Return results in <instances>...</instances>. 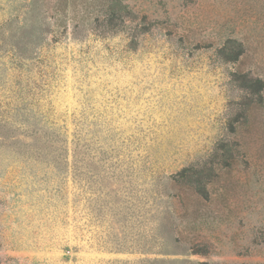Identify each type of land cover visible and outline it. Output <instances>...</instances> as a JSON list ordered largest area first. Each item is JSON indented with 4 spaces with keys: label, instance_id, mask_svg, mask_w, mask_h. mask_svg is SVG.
Wrapping results in <instances>:
<instances>
[{
    "label": "rangeland",
    "instance_id": "374dc122",
    "mask_svg": "<svg viewBox=\"0 0 264 264\" xmlns=\"http://www.w3.org/2000/svg\"><path fill=\"white\" fill-rule=\"evenodd\" d=\"M245 74L264 0H0V264H264ZM225 147L207 197L180 180Z\"/></svg>",
    "mask_w": 264,
    "mask_h": 264
},
{
    "label": "trees",
    "instance_id": "16d2710c",
    "mask_svg": "<svg viewBox=\"0 0 264 264\" xmlns=\"http://www.w3.org/2000/svg\"><path fill=\"white\" fill-rule=\"evenodd\" d=\"M243 51L244 47L242 43L234 38L225 39L222 46L218 49L223 60L232 62L238 60ZM236 79L239 82V87L252 94H258L264 87L263 80L258 77H248V75L245 74L243 77H236ZM225 145L227 144L225 143ZM233 157V151H231L230 148L225 147L222 154H220V160L216 162V166L213 165V161L209 166H206L205 164L202 166H188L183 168L181 172L178 173V176H180V180L188 185L195 193L207 197L208 189L206 186L217 174L215 167H218L219 169L228 167L233 160Z\"/></svg>",
    "mask_w": 264,
    "mask_h": 264
}]
</instances>
